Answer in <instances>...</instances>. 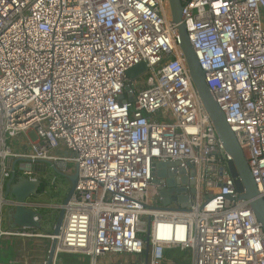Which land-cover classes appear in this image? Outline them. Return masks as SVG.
Returning <instances> with one entry per match:
<instances>
[{
    "label": "built area",
    "instance_id": "built-area-1",
    "mask_svg": "<svg viewBox=\"0 0 264 264\" xmlns=\"http://www.w3.org/2000/svg\"><path fill=\"white\" fill-rule=\"evenodd\" d=\"M181 3L205 82L264 200V0ZM139 63L146 70L128 77ZM229 160L168 0H0V245L38 243L0 264H47L53 239L51 264L59 253L87 264L109 254L170 264L172 249H190L191 264H264L261 223L236 191ZM69 161L78 178L58 233L4 228L18 205L5 194L11 174L37 179L47 163L65 174ZM167 161L184 169L172 194L185 189V208L161 204L166 184L153 182L154 168Z\"/></svg>",
    "mask_w": 264,
    "mask_h": 264
},
{
    "label": "water",
    "instance_id": "water-1",
    "mask_svg": "<svg viewBox=\"0 0 264 264\" xmlns=\"http://www.w3.org/2000/svg\"><path fill=\"white\" fill-rule=\"evenodd\" d=\"M171 14V22L176 25V30L180 39V48L184 54L186 65L189 69L192 82L196 88L197 94L207 111L210 120L213 123L216 134L220 139L224 151L230 156L228 161V170L232 177H234V184L236 191L240 194V198L249 200V205L255 214L257 220L261 223L264 233V200L260 195L252 174L249 170L246 157L243 150L238 144L235 135L228 123L226 122L223 111L219 108L214 98L212 97L210 90L205 82V72L200 67L195 50L188 37L184 23L181 20L182 3L181 0H168ZM145 65L139 63L138 65L127 71L128 77L134 79L145 71ZM121 97V96H119ZM16 161L13 162V165ZM180 162H157L154 168V183L165 182V188H159L158 194L161 198V204L165 207L174 202L180 204V208L187 206L188 197L180 195L185 189L182 187L176 188V194H172L174 191V185L176 183L173 175L177 173H183V168L176 169ZM188 167L192 168L193 164L188 163ZM78 169L75 164V170L72 174L62 175L69 183V188L58 206V214L55 217L52 226V233L56 235L59 231V227L64 214V205L67 204L69 199L74 193L77 183ZM192 174V173H191ZM182 182H185L184 178ZM43 180L41 178L28 179L24 176H20L13 172L5 185V194L18 202L13 208L8 209L6 213L7 222L9 227H25L29 229H37L41 223V215L38 211L28 208L24 205L25 200L31 197H37L43 190ZM192 184L193 181L190 180ZM179 194V195H178ZM35 216L39 219L35 220ZM57 241L53 239L49 245V252L47 256V264H51L54 257ZM147 248V245H146Z\"/></svg>",
    "mask_w": 264,
    "mask_h": 264
},
{
    "label": "rangeland",
    "instance_id": "rangeland-1",
    "mask_svg": "<svg viewBox=\"0 0 264 264\" xmlns=\"http://www.w3.org/2000/svg\"><path fill=\"white\" fill-rule=\"evenodd\" d=\"M30 138H35L34 131L30 130L28 132ZM24 139V135L18 137V143ZM17 144V143H15ZM75 162L69 161L66 164V173L72 174L75 170ZM39 178L43 180V190L40 195L37 197H31L29 200L39 202L42 207L38 208V212L41 215V223L39 228L35 229L37 232L47 233L52 232L53 222L55 217L58 214V206L60 205L62 199L66 195L69 183L68 181L59 173L55 172L51 166V164H46L45 170H38ZM8 225L7 217H4L3 226L6 228ZM16 240V239H15ZM46 242V241H44ZM2 240L1 249H0V261L6 262L10 259H14L16 256L15 250H21L24 254L29 252L30 255L33 253L32 251L38 246V243L34 241H26L25 246H22L18 241ZM18 243V244H16ZM11 245V247H10ZM25 248V249H24ZM29 249V251H28ZM166 261L170 264H191L192 261V253L190 249L179 250L172 249L166 250L164 254ZM57 264H87L89 258L84 255H71L67 253H59L57 255ZM144 260V255H126V254H109L99 261V264H141Z\"/></svg>",
    "mask_w": 264,
    "mask_h": 264
},
{
    "label": "crops",
    "instance_id": "crops-1",
    "mask_svg": "<svg viewBox=\"0 0 264 264\" xmlns=\"http://www.w3.org/2000/svg\"><path fill=\"white\" fill-rule=\"evenodd\" d=\"M8 223V222H7ZM15 241H18V243H20L22 246H25V242L26 241H22V240H15ZM18 243H16V244H18ZM12 244L14 245V243L12 242ZM10 247H11V245H10ZM17 253H16V256H15V258L16 259H18V258H21L22 256H29L30 255V253L28 252L27 253V251H26V253L24 254V252H22L21 250H15ZM28 251H29V249H28ZM14 258V259H15Z\"/></svg>",
    "mask_w": 264,
    "mask_h": 264
},
{
    "label": "bare ground",
    "instance_id": "bare-ground-1",
    "mask_svg": "<svg viewBox=\"0 0 264 264\" xmlns=\"http://www.w3.org/2000/svg\"><path fill=\"white\" fill-rule=\"evenodd\" d=\"M196 89V88H195Z\"/></svg>",
    "mask_w": 264,
    "mask_h": 264
}]
</instances>
